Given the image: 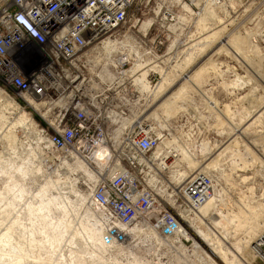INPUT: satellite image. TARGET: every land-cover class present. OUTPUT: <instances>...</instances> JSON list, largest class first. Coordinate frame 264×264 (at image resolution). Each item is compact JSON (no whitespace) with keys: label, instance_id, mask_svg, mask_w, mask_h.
Wrapping results in <instances>:
<instances>
[{"label":"rangeland","instance_id":"obj_1","mask_svg":"<svg viewBox=\"0 0 264 264\" xmlns=\"http://www.w3.org/2000/svg\"><path fill=\"white\" fill-rule=\"evenodd\" d=\"M214 1V4L225 2L224 7L228 13L226 19L225 17L223 19L226 23L224 22L225 27L220 36L213 38L215 40H212L202 51L199 50L200 44L193 47L187 45L191 35L196 32V22L201 17L211 15L209 12L207 15L202 13L200 7L202 8L203 0L199 2L137 0L130 11L133 15L131 20L119 28L121 36L126 33L131 35V38L120 37L118 41L124 42V46L113 51L111 56L114 54L116 57L121 52L128 53L130 62L124 66L127 69H130L132 59L136 58L143 64L147 62L149 65L145 66L147 68L156 65L155 68L153 67L154 70L150 68L144 77L152 88L151 92L149 91L150 96H146L147 91L140 89L138 80L136 81L139 83L133 81L141 94L140 99L138 101L135 98L130 99L126 106L127 115L120 122V132L126 131L129 124L139 118L142 124L151 127L162 137L163 140L159 145L162 150L171 147L176 149L174 150L178 153L176 170L183 171L190 168L186 160L180 159V153L197 163L195 167H199L206 157L207 149L209 152L215 151L218 143L227 142V138L235 133L233 137L237 142L231 143L230 149L224 154L217 168L209 170L216 176L214 192L219 190V201L213 211L222 214L229 212L230 215L243 211L241 226L228 229V231L235 229V234L232 233L231 236L228 233V240L221 238V244L228 247V243L239 236L247 226V220L243 216H248L246 209H250L249 205L261 203L264 206V119L248 126L242 134L237 132L247 125L243 123L247 116L245 108L251 109L253 103L264 100V34L259 35L256 43L262 55H249L250 58L252 56L251 60L240 58L234 53L233 45L235 46L237 42L231 37L238 33L240 36H247L250 31L259 33L264 20V0ZM218 12V10L214 11L216 14ZM207 21L208 24H212V21ZM187 62H190L188 67ZM202 64H204L203 68L199 70ZM111 73L114 76L112 78H115L116 72ZM235 74H238L240 79L236 85L231 86L230 81L234 79ZM165 77H173V85L178 94L172 106L167 108L162 105L163 94L153 99L155 90ZM4 94L18 104V109L9 108L0 97V234L10 228L13 246L10 249L8 245H0V264H7L1 262L3 259H10V264H133V258L137 259L139 264L167 262L170 259L168 253L170 248L157 247L155 239L151 236L142 233L138 235L130 233V235V231H126L129 235L128 242H122L119 246L108 242L104 237L111 235L105 232L98 216L97 226L103 228L101 230L103 243L95 241L92 244L86 238L85 232L80 230L82 227L80 223H94L93 218L87 215L86 209L88 206L92 207L89 192L92 189L90 186L93 187L97 179L96 166L93 163L88 166L82 161L95 178L92 183L87 174H83L81 164L76 170L75 160L66 155L67 152L55 151L45 145L46 139L39 130L46 119L43 117L49 115L45 113V107L41 105L35 109L28 100L18 98L11 90H4ZM19 110L26 112L34 123H18L12 126L17 121ZM62 160L68 161L69 167L64 166L66 163L64 164ZM173 174L174 171L170 177ZM242 177L247 178L242 179ZM162 178L168 179V173ZM46 179H56L48 195L58 196L48 204L45 211L47 221L51 224L59 221L60 216L64 215L60 211L62 207H65V219L71 221L57 247L47 245L42 239L44 233L35 223L39 221V217L36 214L28 215L26 212L29 202L34 206L39 204V198L34 197V194L37 187ZM9 182L21 185L23 192L16 190L5 192L3 188ZM164 183L168 188L165 194H159L162 198L170 194L169 188L176 191L172 183H167L166 180ZM71 186H75L80 193L86 194L81 204L76 201L77 196L71 190ZM59 187H62L60 191ZM46 196L47 192L43 197ZM10 201L13 206L6 210ZM213 211L205 216L216 220ZM198 218L202 223L201 228L206 227L207 230H211L203 217ZM30 220L34 222L32 226ZM217 220L219 221V218ZM217 225L221 227L220 223ZM99 227L97 229H100ZM261 234L263 235L264 232ZM30 235L38 240L34 246L29 244ZM182 241L184 250L179 248L178 252H175L172 264H175L180 253L182 255L188 253L193 243L192 239H182ZM16 245L18 248H15ZM244 255L243 258L248 264H264V259L260 256L252 258L250 254ZM190 258L195 259L198 264L201 262L197 257ZM190 258L188 257L189 261Z\"/></svg>","mask_w":264,"mask_h":264},{"label":"built area","instance_id":"obj_2","mask_svg":"<svg viewBox=\"0 0 264 264\" xmlns=\"http://www.w3.org/2000/svg\"><path fill=\"white\" fill-rule=\"evenodd\" d=\"M136 1L0 0V87L42 103L49 114L39 127L45 145L96 166L89 201L113 241L128 242L127 227L142 221L162 236L172 256L162 263L172 264L182 244L171 240L180 228L173 205L181 210L187 198L202 204L212 180L197 172L178 192L159 197L147 179L167 166L165 156L153 155L161 136L139 118L120 132L127 104L141 94L124 67L128 60L113 64L106 43L124 37L119 28ZM103 146L109 151L97 158Z\"/></svg>","mask_w":264,"mask_h":264},{"label":"bare ground","instance_id":"obj_3","mask_svg":"<svg viewBox=\"0 0 264 264\" xmlns=\"http://www.w3.org/2000/svg\"><path fill=\"white\" fill-rule=\"evenodd\" d=\"M196 1L199 2L202 0H196ZM213 1L212 0H203L202 8L200 7V9H202V13L207 15V13L209 12V13H211V15H209L208 17H205V15H204L205 18L201 17L196 22V25H195L196 32L191 35V38L189 40V44L187 46L193 47V46H197L200 44L201 46H200L199 50L202 51V49H204L206 46H208L212 40L213 41L215 40L213 38L219 37L220 34L222 33V30L225 27L224 22H225L226 15L228 12L225 10V7H224L225 2L224 1L222 3L219 2L220 4L219 3L214 4ZM188 9L191 10V8L189 6H188ZM190 10H189V12H190ZM215 10L219 11L218 14H216L217 12L214 13ZM224 17H225V19H223ZM207 20H209L210 22L212 21V24L211 25L208 24L209 22ZM220 25H222V26H220ZM196 34H198L199 36H196ZM260 34H264V20H263V26L261 27L259 33H255V31H250L247 34V36L246 35L240 36L239 33L231 36V37H233V40H235L237 42V44H235V46L233 45L234 53H236L238 56H240V58L244 57V59H246V60L252 59V56L250 58L249 55H255V56H257V54L262 55L260 52V49L257 47L258 44L256 45V43H258V37ZM124 37L125 38L126 37L131 38V35L125 34ZM118 40H116V41L110 40L109 42L106 43L107 52L110 53V52H113L115 50L117 51L118 49H120L124 46L123 45L124 42H119ZM126 40H124V41H126ZM127 41L129 44L131 43V42H129V40H127ZM130 48H132V47H130ZM193 49H195V48H193ZM128 57H129V55L126 52H121V54L116 56V57L113 54L114 60L112 62H113V64H116L117 61L120 62V60H123V59L128 60V62H130V59H128ZM133 58H134V56H133ZM133 60L134 59H132V62H131L132 65L130 66V69L128 68L126 72L129 74V77L137 78V79L134 78V80L135 81L138 80L140 82V84H139L140 89L147 91L148 93L146 94V96H150L149 91L152 88L144 80V77H145L147 71H149L150 68H152V69H153V67L155 68L156 65L154 63H152L154 65L147 68V67H145L146 65L149 66L148 63L146 62L147 59H145L146 63H144V64L139 62V60H137V58L134 61ZM189 63L190 62H187L186 66L189 65ZM203 65L204 64H202V66L199 68V70H201L203 68ZM193 70H194V68L192 69V71ZM199 70H196V72H199ZM192 71H190V73ZM172 78L173 77H165L163 79V81L160 83V85L158 86V88L155 90L154 96H153V99H154V97L163 94L164 100H163L162 105H164L166 108L172 106V103L176 100V96L178 95L177 89L173 85ZM239 79H240L239 75L235 74L234 79L230 81V83H231L230 85L231 86L236 85L239 82ZM139 82H137V83H139ZM0 97H2L4 99V101L6 102V105L9 108H11L13 110L18 109V106H17L18 104L11 97H8L7 95H5L4 90L1 87H0ZM26 99L28 100V102H30L31 104L34 105L35 109H38L39 106L42 105V103H37L35 100H33L30 97H26ZM251 105H249V106H251ZM245 110L247 111V116H246V120L245 121L243 120V123H247V125L242 130L238 129L237 130L238 134H242L247 129L248 126L264 119L263 118V116H264V100L256 101L255 103H253L251 109L245 108ZM229 114H231V113H229ZM18 123L19 124H24V123L33 124L34 122L26 112L20 111L18 114V117H17V121L15 123H13L12 126H14L15 124H18ZM33 131H34V129H33ZM234 134L235 133L231 134L227 138V142L218 143L217 146L215 147V151L209 152L207 149V151L205 152L206 157H204V160L199 165V167H195L196 165H198L197 163H194L186 155L182 156L181 155L182 153H180L179 154L180 159L186 160L187 166L190 167V168H188V170H183V171H181L180 169L176 170V167H178V166H176L177 165L176 161L178 159L177 158L178 153H176L174 151L176 149L172 148V147L169 149H163L162 150L161 147L159 146L163 140L162 137H161V141H160L158 147L156 148V150L154 151V154H153L154 156L159 155V154L165 156L166 157V165H167L166 169L163 172L158 174L157 171H154V172H152V174H150L148 176V179H147L148 181L150 180V184L154 187V189L158 195L166 193L165 188L168 187V185H166V183H164L165 180L167 183H172V187L174 189H176L177 192H178V188L180 187V185L182 183H184V181L187 178L193 177L194 173L202 172L205 175H207L209 178H211V180H212V185L209 188V193H208L207 197L204 199V201L201 202L202 204L195 206L196 201L193 198H187L191 202L188 205H185L184 208H181V210L178 209L176 205H173L174 209L177 211L176 215L178 216V219L180 221V225H178V228L179 227L180 228H179V230H177L175 232V235L171 238V240L175 239L178 242L182 243L181 242L182 238L192 239L193 243H192V246H191L189 251L192 252V255L194 257L201 259L200 264H248L247 260L245 258H243V256H245L244 254H247V255L250 254V256L252 258L256 257V256H258V257L260 256L262 259H264V250H263L264 249V234L263 235L261 234L262 232H264V206L261 205V203L257 202L258 204H254L252 206L249 205L250 209H246V211L249 213V214L247 213L248 216L247 217L243 216L247 220V226L245 227L243 232L240 233L239 236H237L234 240H231L228 243L229 244L228 247L221 244V238L224 237L225 239L228 240V238H229L228 233H230L231 236H232V233L235 234V229L229 230V231H228V229L233 228L234 226H236V227L241 226V223L243 222L241 212H243V211H240V212H237L234 214L232 213L231 215L229 212L222 214L221 212L216 211L217 212L216 213L215 210L213 211V209H215V207L217 206V203L219 201V190H216L214 192V189L216 188V179H215L216 176L214 174H211L209 172V170L211 168L216 169L217 166L219 165L222 157L224 156V154L230 149L231 143L233 141H235V143L237 142L235 140V137H233ZM236 135H237V133H236ZM108 151H109L108 147L103 146L100 149H98L96 157L97 158L103 157ZM67 162H64V164L65 163L66 164L65 165L62 164V165L68 166ZM83 162L79 161V160L76 162L74 161L75 164L72 163V166L74 164L76 166V170H77V168L79 169V164H81L83 166L82 167L83 174L84 173L87 174L88 178L91 180L90 182L94 181L95 178H97V177L95 176V178H94V176L91 175L92 173L90 174V172H89L90 170L88 169L87 165L84 164ZM147 162L150 164V167H153L156 164L155 158H153L151 161H147ZM173 165L175 166L174 169H172ZM194 167L196 169L197 168H199V169L196 171V169ZM74 170L75 169H73V171ZM68 171L70 172V170H67V172ZM173 171H174V174L172 177H170V175ZM164 173L165 174L168 173L169 181L167 178H162L165 175ZM86 174H84V175H86ZM58 178L61 179L62 176H58ZM244 178H247V177H242V179H244ZM163 179H165V180H163ZM55 181H56V179L55 180H51V179L44 180L43 183L37 187V190L34 194V197L39 198V201H40L39 204L34 206L32 202L31 203L29 202L28 207H26V212L28 215L36 214L39 217V221H36L35 223L37 225H39L37 227H40L41 232L44 233L42 239L45 241V243L47 245L53 246V247L58 246V244L60 243V241L64 235V232L70 226L69 223L71 222L70 220L67 221L64 217L66 215L65 207H62V210H60L61 213H64V215L60 216L59 221H56L54 224H51L50 221H47V219H46L47 213L45 211L48 208L49 202L56 200L58 198V196H52L50 194L48 195V192L53 187V184L55 183ZM73 184H74V182H73ZM88 186H90V185H88ZM214 186H215V188H214ZM61 188L62 187H59L58 190L60 191ZM75 188H76L75 186L74 187L71 186V190H73L77 196L76 201H78L81 204L82 201L86 198V194H83V192L80 193ZM90 188H92V187L90 186ZM249 189H251V187H249ZM3 190L5 192H10L11 190L12 191L16 190V191L21 193V192H23V187L21 185H17L15 183L9 182L4 186ZM46 192H47V196L43 197L46 194ZM90 193H91V191L89 192V194ZM58 195L60 196V193H58ZM12 206H13L12 202L10 201L8 203V207L6 210L11 209ZM168 208L170 209L169 206H168ZM210 211H213V214L216 215V220L212 219L211 217L209 218V217L205 216V215L209 214ZM86 213L89 217L93 218L92 221L94 223H92V222H90V224L80 223V225L82 226L80 228V230H83L85 232L86 238H88L92 242V244H94L95 241L102 244L103 243V234H102L101 230L103 228L101 229V227L97 226L98 220L96 219L97 216L100 218V213L98 211H96L95 208L90 207V206H88V209H86ZM245 214H246V212H245ZM189 216H191V217H189ZM200 216L203 217L207 221V223L211 227V230H207L208 228H206V227H205V229L200 227V225L202 224L200 219L198 218ZM217 218H219V221L217 220ZM33 223L34 222L30 220V226H32ZM218 223H220L221 227H219L217 225ZM195 224H197V225H195ZM97 227H99L100 229H97ZM9 229L10 228H7L3 233L0 234V245H8L10 247V249H12L13 248V246L11 245V239H12L11 233L12 232H10ZM127 230L130 231L129 234L132 233L134 235H138V234L142 233L143 235L151 236L155 239L157 247L162 248L164 246V239L159 234V232L151 225H145L144 226L142 221H138L133 226L127 227ZM77 232L79 233V231H77ZM77 232H74V233H77ZM82 232H80V233H82ZM84 232H83V234H84ZM75 236H77V235H75ZM104 238L108 242L114 243L116 246H119V244H120V243L114 242L112 240L111 236L105 235ZM128 238H129V236H128ZM28 240H29L30 246H34L35 242L38 241L31 235L28 238ZM178 245L180 248L184 247L183 244H178ZM16 247L18 248L17 245L15 246V248ZM183 250H184V248H182V251ZM179 255L180 256L175 261V264H198V263H196V261H194L195 259L191 260V258H190L191 254L186 253V254L182 255L180 253ZM247 255H246V257H247ZM60 256H62V254ZM188 257L190 258V261L188 260ZM169 258H172V256L170 255ZM134 259L135 258H133L132 263L133 264H139V262L136 261L137 259H135V260ZM1 262L10 264V259H3ZM12 262H14V261L12 260Z\"/></svg>","mask_w":264,"mask_h":264}]
</instances>
